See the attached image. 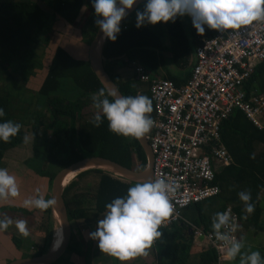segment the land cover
<instances>
[{
    "label": "trees",
    "instance_id": "trees-1",
    "mask_svg": "<svg viewBox=\"0 0 264 264\" xmlns=\"http://www.w3.org/2000/svg\"><path fill=\"white\" fill-rule=\"evenodd\" d=\"M143 4L144 2L124 17L114 41L106 38L103 59L107 72L124 96L144 95L150 99L152 110L146 115L153 119L155 110L148 85L137 79L122 80L109 71L105 62L120 60L122 64L128 65L138 61L147 71L156 73L162 60L160 53L168 51L176 63L185 62L201 43V38L214 35L216 30L205 27L203 33H197L187 15L186 24L178 15L174 20L145 23L137 28L134 26L135 13L137 10L142 11ZM93 12L90 0H0V80L6 81L4 93L0 94V109L4 112L0 121L11 120L20 124L14 137H10L7 142H0V165L10 149L19 148L26 143L23 140L27 136L26 124L31 129L34 155L39 156L44 165L50 167L42 173V176L48 178L50 185L61 169L89 156H102L135 170L146 167L147 158L138 139L110 132L102 115L100 124L93 125L92 118L99 110L93 106L90 97L101 89L105 90V95L107 91L92 70L88 59L75 57L63 45L54 48L46 74L37 90V95L44 97L43 104L30 102L22 109L20 117L15 113L17 101H22L17 93L26 86L36 69L44 67L43 50L45 51L53 39V33H66L59 24L73 29L80 25L84 16L87 25L80 29V34L83 41L85 36L88 37L89 46L98 29L94 23ZM186 25H189V30ZM167 37L169 41L166 40ZM168 78L177 85L181 84L176 78ZM64 80H69L75 87L73 93L67 92L63 85ZM244 90L247 93L254 90L264 92V61L252 70L244 84ZM108 98L111 100V97ZM38 106H41V110ZM90 111L93 114L86 118L85 115ZM221 136L233 157V163L216 174L220 193L211 199L216 200L217 209L213 213H206L202 202L191 205L188 208L194 207L196 215L190 221L205 230H212L211 220L214 214L218 211L224 212L228 205H232L238 212L240 221L245 220L241 219L242 215H247L246 219L250 223L264 229L259 226L264 212L260 206L264 193V127L258 128L242 110L235 108L223 120ZM88 173L97 175L92 186L74 191L76 180H73L64 188L63 197L70 222L90 220L96 223L105 211L104 205L114 197L125 195L127 188L135 183L99 168L80 172L75 179ZM239 191L250 194L249 202L254 206L251 214L243 212V202L237 197ZM20 211L29 213L27 210ZM40 220L38 233L43 242L32 244L29 247L32 250L29 256L41 255L51 248L55 226L51 206L42 211ZM159 231L161 235L156 241V245L161 247L158 264H188L193 251L194 235L186 225L178 222L170 227H162ZM9 237L15 247L23 251L24 237L10 233ZM83 242L89 244L85 239H76L72 229L64 254L83 253ZM64 254L52 264H73ZM217 256L214 248L202 247L198 250L197 264H213ZM85 260L88 264L86 256Z\"/></svg>",
    "mask_w": 264,
    "mask_h": 264
},
{
    "label": "built area",
    "instance_id": "built-area-1",
    "mask_svg": "<svg viewBox=\"0 0 264 264\" xmlns=\"http://www.w3.org/2000/svg\"><path fill=\"white\" fill-rule=\"evenodd\" d=\"M195 55L191 75L181 85L151 76L138 61L131 65L136 79L148 85L154 104L153 126L146 133L153 154L152 178L177 184L170 199L172 215L159 229L183 222L194 237L204 238L215 249L213 264H220L225 246L215 240L212 230L187 220L183 210L220 193L216 174L233 163L222 141L223 120L237 108L258 128L264 127V93L244 90L252 69L264 61V21L203 37ZM226 210L235 218L229 235L238 239L239 214L232 205Z\"/></svg>",
    "mask_w": 264,
    "mask_h": 264
},
{
    "label": "clouds",
    "instance_id": "clouds-1",
    "mask_svg": "<svg viewBox=\"0 0 264 264\" xmlns=\"http://www.w3.org/2000/svg\"><path fill=\"white\" fill-rule=\"evenodd\" d=\"M136 0H90L94 10V23L100 29L101 40L105 37L114 41L120 32V21ZM187 15L197 33H203L205 27L219 33L227 30H239L253 21H264V0H144L143 9L135 13V27L145 23L156 24L174 20L177 16ZM111 97V100L108 98ZM92 104L99 110L94 114L92 123L98 126L101 115L107 121L110 132L124 137L139 139L149 132L153 120L146 115L151 112V101L144 95L121 96L108 88L107 94L101 89L90 97ZM4 115L0 109V117ZM20 129L19 123L11 120L0 121V142H7ZM27 142L28 137H23ZM177 189L176 182L160 178H147L137 181L126 190L123 196L114 197L104 205L105 211L96 221V228L89 237L96 241L100 252L120 261L143 255L144 250L154 238L161 235L159 226L172 215L171 197ZM18 195L16 177L0 168V200ZM243 202V212L251 214L254 210L247 191L237 192ZM55 203V198L45 200L37 190V195L23 200L22 206L31 211H43ZM247 217L242 215L241 219ZM234 217L229 212H216L211 220V229L215 240L225 246L227 260L239 257V264H264V258L258 251H241L243 237L239 240L231 237L230 221ZM11 221L0 219V231L6 229ZM15 228L20 236L27 237L25 221L17 220ZM225 229V231H221ZM58 238L53 247H58Z\"/></svg>",
    "mask_w": 264,
    "mask_h": 264
},
{
    "label": "rangeland",
    "instance_id": "rangeland-1",
    "mask_svg": "<svg viewBox=\"0 0 264 264\" xmlns=\"http://www.w3.org/2000/svg\"><path fill=\"white\" fill-rule=\"evenodd\" d=\"M181 17L183 20H186L185 21L186 23L188 22L185 15H183ZM86 25H87V19L84 16H82L80 25L77 26L76 28L72 29L71 27H66V26L60 27L59 26L61 28V30L66 32V33H62L60 31H56L55 33H53V39L48 44L45 51L43 50L42 60H43L44 67L36 69L37 71H35V73L29 77V81L26 83V86L20 88L19 93H17L18 97H20L22 99V101L20 103H19V101H17L18 107H17V110L15 113L18 116L23 113L22 109H25V107H27L30 102H32V103L34 102V103H37L39 105L43 104L44 97H39L37 95V90L39 88V85L41 84V81L44 77L47 66L49 64L50 58L52 56L53 50L56 46L63 45L68 50H71L72 53L75 52V53H77V55H80V56L82 55L84 57H87V51H88V45L87 44H88L89 40H88V37L85 36L86 39H84V42L86 44H84L81 41L82 36L80 34V29L82 27H86ZM119 27H120V25H119ZM82 45L85 46V48H86L85 51L81 47ZM39 51H40V49H39ZM149 73L151 76H154V75H152L151 72H149ZM5 84H6V81L0 80V94L4 93V85ZM63 85L66 87L67 92H71V93L74 92L75 87L71 85L69 80H64ZM71 93H69V94H71ZM38 108H39V110H41L40 109L41 106H38ZM31 111H32V109H30V113H31ZM92 114L93 113L90 111L85 115V117L89 118ZM19 117H17V119H19ZM26 121H28V119H26ZM25 130L27 132V137H28L27 142L19 148L10 149L6 154L4 162L0 165V168H4L6 170H9L8 173L16 177L18 193H19V183L22 180V174H24L26 170H31L32 172L36 173L37 175L42 176L43 171L50 168L48 165L45 166L43 161L40 159V157L37 155L35 156L34 152L32 151V136H31L30 126L25 124ZM12 169L17 170V171H13ZM51 169L54 170V168H51ZM35 176L36 175H34L32 173L31 177H35ZM75 177H77V175ZM25 178H27V177H25ZM96 179H97V175L95 173H88L87 175H84L80 178V180L78 181V184L81 185L83 183V181L85 182V180H86V182L84 184H82L83 187L81 189L88 188V187H90L89 185L92 186V184L95 183ZM47 181H48V190L46 193V200L48 198L49 199L51 198V188H52V184L51 185L49 184L48 178H47ZM11 203H12V197L6 198L4 200H0V206L2 204H11ZM202 203H203V207H204V210L206 213H213V211L215 209H217L218 204L216 203V200H214V199L209 198V199H206L205 201H203ZM260 206L264 210V198L261 199ZM187 208H185L183 210V215H184V212H186V214L184 215L185 218L187 220H191L192 217H194L196 215V210L194 207H191L188 209ZM13 211H15V210L12 209L10 212H13ZM101 216L102 215H100L98 219H100ZM245 216H247V215H245ZM0 219H2V217ZM10 221H11V223L9 224L8 228H6V230L11 231L12 233L20 236L19 233L17 232L15 226H14L15 222H13V221H16V220L12 219ZM36 221H37L36 224L35 223L33 224L32 220L30 221V225H32L31 231L27 230L28 236L24 237L23 243L25 244V248L23 249V251H19L10 240H8L6 237H3L4 238L3 240L4 241L8 240L10 245L3 242V246H2L0 243V264H8L14 259L21 258L22 255L29 256L30 253L32 252V250L30 251L29 247L32 244H36V243L41 244L43 242V239L40 237V235L38 233L39 229H40V225H41V220H40V218H38V219H36ZM54 221H55V219H54ZM28 222H29V220H28ZM55 226H56V221H55ZM259 226L264 227V212L262 213V215L260 217ZM95 228H96V223H93L90 220H79V221H72L71 222V229H73L74 236L76 239H83V240L85 239L86 240V238L83 237V234L87 235V238L89 240V242H88L89 244H85V242H83V246H82L83 253H82L81 258L86 256V258L89 262L88 264H136L135 262L140 263V260L141 261L144 260V254H145L146 250L149 251L148 254H153L152 255V259L154 260L153 264H157L159 262L157 255H159L161 247L156 245V243H154V244L151 243L144 250L143 255H138V256L129 258L126 261H120L119 259H117L115 257L109 256L105 253L100 252L99 249L97 248L96 241L94 242L96 244V246H94L93 239H91L89 237V233L94 231ZM239 229L241 231H240V235L238 237V240L241 237H243V247H242L241 251L244 252L245 254H247V252L255 250V251H258L260 253L262 258H264V229H261L260 227L255 226L254 224L250 223V221L247 219H245L244 221H241ZM154 247L157 250L156 253L154 251ZM94 253H96V256H94ZM72 254L71 253H65L64 255L66 258L71 259ZM81 260H82L81 261L82 264H84L85 263L84 260L83 259H81ZM198 260H199V257L197 255V253L193 252L192 257L189 260L188 264H197ZM220 264H239V257H237L233 260H227V259H225L224 251H223L221 254Z\"/></svg>",
    "mask_w": 264,
    "mask_h": 264
},
{
    "label": "water",
    "instance_id": "water-1",
    "mask_svg": "<svg viewBox=\"0 0 264 264\" xmlns=\"http://www.w3.org/2000/svg\"><path fill=\"white\" fill-rule=\"evenodd\" d=\"M143 2L144 0H136V2L131 6V8L126 10V15L124 17L132 13ZM124 17L121 19V21L124 19ZM105 41L106 37L101 40V33L100 29L98 28L93 40L88 46L87 59L91 65L92 70L94 71L95 75L97 76L103 87L106 89V91L108 88H111L118 95L124 96L105 68L103 59V46L105 44ZM138 141L140 142L147 158L146 167L143 170H135L132 168H128L120 163H117L108 158H104L102 156L85 157L61 169L55 175L52 181L51 188V198H55V203L51 205V209L53 213V218L55 219L54 214L56 213L61 225V244L54 251L52 250V248H50L47 252L41 255L21 257L12 260L8 264H52L64 254L69 244L72 232L71 222L69 220L67 208L63 197L64 188L68 185L64 184V181L69 173L79 170V172L77 173L79 174L80 172H83L85 170L99 168L102 170L109 171L115 176H119L128 181L133 182L152 178L153 154L150 148L149 141L147 140L146 134L143 137L139 138Z\"/></svg>",
    "mask_w": 264,
    "mask_h": 264
},
{
    "label": "crops",
    "instance_id": "crops-1",
    "mask_svg": "<svg viewBox=\"0 0 264 264\" xmlns=\"http://www.w3.org/2000/svg\"><path fill=\"white\" fill-rule=\"evenodd\" d=\"M183 21L186 24V22H185L186 20H183ZM59 26L63 27L64 24L60 23ZM186 26H187L186 27L187 30H189V25H186ZM188 33L190 36L192 35L190 33V31H188ZM166 40L169 41L170 40L169 37H167ZM81 41L84 44H86L82 40V37H81ZM81 47L85 51V49H86L85 46L82 45ZM69 51H71V50H69ZM72 54L79 59H87L88 58V57H84L82 55L81 56L77 55V53H75V52H73ZM160 54L162 56V60L159 63L158 71L156 73L151 72L152 75H154L153 77H164V78L172 77V78H176L179 82H181V84H184L187 81V79L189 78V76L191 75V71L193 69V66L196 63L195 51L191 52V54L186 59V61L185 62L182 61V62H180V64L176 63L175 60L172 59L170 52L167 51V52L160 53ZM105 63H106L107 68L109 69V71L112 74L121 78L122 80L127 81V80L136 79L135 72H134L131 64L124 65V64H122V62L120 60H107ZM258 64L259 63H257L256 65H258ZM45 74H46V72H45ZM168 79H170V78H168ZM172 81H174V80H172ZM252 92L264 93V92H257L256 90H254ZM247 94H250V93H247ZM259 149H260V147H259ZM12 170L17 171L14 169H12ZM7 171H9V170H7ZM32 173L36 176L31 177ZM25 177H27V178H25ZM75 178L73 179V180H76L75 181L76 182V188L74 191H76L77 189H81L83 187L82 184H84L86 182V180H85V182L83 181V183L80 185V184H78V181L80 180V178H77V179H75ZM37 190H38L39 194L42 195L44 197V199L46 200V193L48 190L47 177L46 176H39L36 173L32 172L31 170H26L25 173L22 174V180L19 183L18 195L16 197H12V203L11 204H2L0 206V218L1 217L7 218L9 220L15 219L16 221L17 220H23V221H25L26 229L31 231L32 225H30V221L32 220V223L36 224L37 223L36 219H38L42 216V211H40L38 209H32L31 211H29L28 209H26L25 207L22 206V202L26 198L33 197V196L37 195ZM263 197H264V193H262L261 198L263 199ZM6 206H7V208H6ZM12 209H14L15 211L10 212ZM20 210H27V211H29V213L24 214ZM28 220H29V222H28ZM16 221H13V222H16ZM240 231L241 230L238 229L239 235H240ZM9 233L16 235V234L12 233L11 231H7L6 229L0 231V243L2 246H3V242H5L6 244H9L8 240H10L12 242V240L9 237ZM16 236H18V235H16ZM3 237H6L8 240L4 241ZM83 237L86 238V240L89 242L86 234H83ZM183 238H185L184 235H183ZM94 242H95V240H93V243ZM152 244H154V243H152ZM192 244H193L192 254H193V252H196L197 255H198V250L200 248L208 246L207 241L202 237H193ZM94 246H96L95 243H94ZM154 251H155V253L157 252L155 247H154ZM148 252L149 251H147V250L145 251L143 261L140 260V263L139 262H135V263L136 264H153V261H154L152 259L153 254H148ZM192 254H191V257H192ZM94 256H96V253H94ZM158 256L159 255H157V257ZM81 257H82V253L81 254L73 253L71 256V261L73 262V264H82L81 259H83L85 262L84 264H86L85 257H83V258H81Z\"/></svg>",
    "mask_w": 264,
    "mask_h": 264
},
{
    "label": "bare ground",
    "instance_id": "bare-ground-1",
    "mask_svg": "<svg viewBox=\"0 0 264 264\" xmlns=\"http://www.w3.org/2000/svg\"><path fill=\"white\" fill-rule=\"evenodd\" d=\"M78 172H79V170H76V171H73V172L69 173L66 176V178H65L64 184H66V185L69 184L75 178V176H76V174ZM54 216H55L56 226L54 227L53 239H52V243H51V248H52L53 251L56 250V248H58V247H55V248L53 247L54 241H56L57 238H58V235H57L58 233H59V236H60V243H59V245L61 244V241H62V229H61V225H60V222L58 220V217H57L56 213L54 214Z\"/></svg>",
    "mask_w": 264,
    "mask_h": 264
}]
</instances>
